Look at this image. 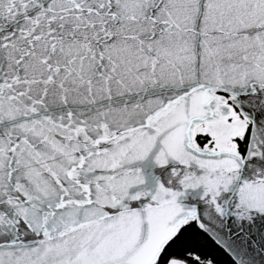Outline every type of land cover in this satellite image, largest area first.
<instances>
[{
  "label": "snow or ice",
  "instance_id": "snow-or-ice-1",
  "mask_svg": "<svg viewBox=\"0 0 264 264\" xmlns=\"http://www.w3.org/2000/svg\"><path fill=\"white\" fill-rule=\"evenodd\" d=\"M0 264H264V0H0Z\"/></svg>",
  "mask_w": 264,
  "mask_h": 264
}]
</instances>
